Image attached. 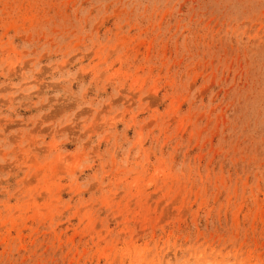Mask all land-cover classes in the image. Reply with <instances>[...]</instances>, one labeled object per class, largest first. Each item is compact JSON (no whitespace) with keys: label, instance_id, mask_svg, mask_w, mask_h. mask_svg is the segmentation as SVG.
Returning <instances> with one entry per match:
<instances>
[{"label":"rangeland","instance_id":"obj_1","mask_svg":"<svg viewBox=\"0 0 264 264\" xmlns=\"http://www.w3.org/2000/svg\"><path fill=\"white\" fill-rule=\"evenodd\" d=\"M0 264H264V0H0Z\"/></svg>","mask_w":264,"mask_h":264}]
</instances>
